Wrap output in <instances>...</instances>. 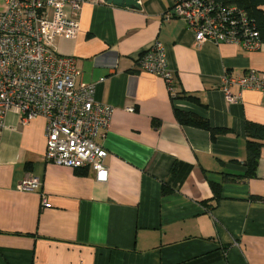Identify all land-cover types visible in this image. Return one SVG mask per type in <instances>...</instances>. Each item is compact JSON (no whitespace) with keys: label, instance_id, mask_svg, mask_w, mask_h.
Here are the masks:
<instances>
[{"label":"crops","instance_id":"0c3cea01","mask_svg":"<svg viewBox=\"0 0 264 264\" xmlns=\"http://www.w3.org/2000/svg\"><path fill=\"white\" fill-rule=\"evenodd\" d=\"M173 1L139 0L130 10L88 0L75 39L55 41L75 59L76 84L93 85L95 102L112 110L96 140L107 153L104 182L90 169L45 161L42 118L22 125L16 112L6 114L0 264H264V148L255 176L245 177L246 124L264 125V90L228 86L231 103L223 91L227 78L264 76V46H197L183 21L165 18ZM156 42L172 93L138 67ZM176 112L220 133L180 125ZM27 177L39 178L40 189L19 190Z\"/></svg>","mask_w":264,"mask_h":264},{"label":"built area","instance_id":"2783aa9c","mask_svg":"<svg viewBox=\"0 0 264 264\" xmlns=\"http://www.w3.org/2000/svg\"><path fill=\"white\" fill-rule=\"evenodd\" d=\"M88 0H2L0 12V132L8 112L18 114L25 125L35 118L45 122L47 163L72 170L90 169L104 182L107 156L96 140L104 136L112 110L94 100V86L77 85L80 75L71 56L59 54L55 41L74 40L78 33V13ZM167 20L185 23L195 45L204 42L230 44L245 51H259L261 41L255 24L236 6H223L212 0H174L165 14ZM141 71L164 80L173 92L174 79L165 49L156 42L138 59ZM264 90V76L248 72L236 79H225L227 102L234 98L227 87ZM36 177L18 184L21 191H37ZM42 206L49 208L45 200Z\"/></svg>","mask_w":264,"mask_h":264},{"label":"trees","instance_id":"16d2710c","mask_svg":"<svg viewBox=\"0 0 264 264\" xmlns=\"http://www.w3.org/2000/svg\"><path fill=\"white\" fill-rule=\"evenodd\" d=\"M223 6H236L243 10L250 21L255 24L256 30L259 33V37L264 42V0H212ZM185 99L194 101L195 98L191 96H185ZM176 119L180 125H187L203 130H207L211 135L215 136L220 132L212 130L208 123L198 116L188 113H175ZM246 138H247V159L246 167L247 173L245 177H254L255 171L260 155V150L264 148V125L248 123L246 124ZM77 171V170H76ZM225 180H229L226 178ZM230 181H233L230 179ZM215 199L218 200L220 196V188H213Z\"/></svg>","mask_w":264,"mask_h":264},{"label":"water","instance_id":"95a60500","mask_svg":"<svg viewBox=\"0 0 264 264\" xmlns=\"http://www.w3.org/2000/svg\"><path fill=\"white\" fill-rule=\"evenodd\" d=\"M108 5H113L120 8H127L130 10H139V0H104Z\"/></svg>","mask_w":264,"mask_h":264}]
</instances>
